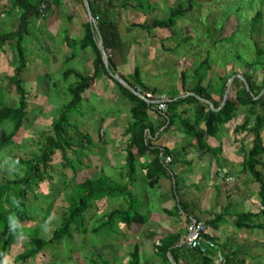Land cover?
<instances>
[{
	"label": "rangeland",
	"instance_id": "1",
	"mask_svg": "<svg viewBox=\"0 0 264 264\" xmlns=\"http://www.w3.org/2000/svg\"><path fill=\"white\" fill-rule=\"evenodd\" d=\"M13 1L1 0L0 33L10 32L18 26L21 12H10ZM128 1H114L119 13L118 25L120 24V31L126 39L121 52L125 56L126 53L130 55L131 67L141 69L145 83L146 79L156 80L166 90L162 93L169 96L173 97L172 94L179 91L184 94L196 86L194 71L206 57L210 58V67L205 68L202 73L205 72L206 79L213 80L214 88L220 75L236 73V77L241 78L245 71L250 70L247 66L257 61L253 42H258L264 48V0H195L192 11L181 17L172 30L155 29L151 32L134 25L151 24L156 19L166 18L178 4L188 6L189 0H152L151 3L157 5V10L149 16H144L131 7L123 8L122 5ZM258 13H262V17L255 24L254 19ZM51 14L47 20H34L26 39L28 71L26 70L24 78L29 93V113L14 145L0 155V181L14 180L17 176L24 175L26 167L19 160H30L41 154L46 136L52 133L53 121L71 100L70 88L78 81L74 75L64 79V72L77 68L86 75L93 70L92 50L82 51L80 46L70 49L65 46L64 35H61L65 25L69 26V34L76 36L80 32L83 23L89 20L86 8L81 4L64 2L62 6L54 7ZM230 39L234 41H229ZM66 57H71L73 63H66ZM17 64L18 56L14 45L0 48V108L2 105H18L19 96L8 91L10 77ZM183 72L188 76L186 88L181 82ZM254 74L257 82L263 84L264 71L261 67H257ZM113 76H119V73H114ZM106 80L108 90L98 93L95 90L90 97L85 95L80 111L70 115L71 123L78 125L80 131L89 134L93 141L92 145H85L83 156L78 155L81 162L69 151L68 161L72 166H68L61 151H55L47 178L42 182L38 181L28 190L26 202L30 208L31 220L25 222V227L36 230L40 238H52L69 208V195L78 183L84 181L85 175L92 179L107 176L111 183L120 185L128 182L123 171L126 165L123 153L128 144L124 133L133 120V103L121 95L112 80L108 77ZM204 84H207V80ZM229 95L234 97L235 92L230 89ZM246 110L241 109L238 115L240 119ZM150 115L154 116L151 112ZM228 126L226 134L233 123ZM10 129L9 125L0 127V136ZM71 134L74 137L73 144L77 146L80 138L74 131ZM179 134L169 132V139L178 140L176 144L182 149L184 156L197 150L195 141L188 137L185 140L179 139ZM207 139L213 144V139ZM218 178L229 179L222 172L218 173ZM230 179L226 181L234 182ZM172 183L174 184L173 181ZM146 184H142V197L148 188H153ZM130 186L133 187V184L130 183ZM123 206L125 204L120 198L95 202L86 215L87 234L75 231L72 241L57 242L37 258L24 263H17L16 258L28 249L30 238H20L7 256L8 264H103L104 261L109 264H130L131 254L135 252L140 255L141 264H164L156 252L155 241L159 238L144 239L136 236L119 222L115 223L112 231L105 229L99 233L93 232L101 224L103 215ZM255 238L259 245L250 247V251L243 254L247 258L246 264H264V235L260 233ZM164 239L166 237L160 238L161 241ZM243 241L245 238H242ZM240 249H243L242 246ZM183 264H202V261L193 260Z\"/></svg>",
	"mask_w": 264,
	"mask_h": 264
},
{
	"label": "trees",
	"instance_id": "2",
	"mask_svg": "<svg viewBox=\"0 0 264 264\" xmlns=\"http://www.w3.org/2000/svg\"><path fill=\"white\" fill-rule=\"evenodd\" d=\"M114 1L117 0H89L94 22L87 20L83 23V36L80 40H71L68 33H66L65 41L70 47L80 46L82 50L90 49L93 51V70L86 75L73 69L64 72V79L74 75L78 81L70 88L71 100L63 107L59 117L53 121L52 133L46 136V144L42 148L41 154L30 160H19L26 167L24 175L17 176L14 180L0 181V261L7 258L12 246L20 239L17 234H12L8 230V217L10 215L17 216L21 221L22 229L18 231L22 232V237L28 236L30 238L27 243L28 249L16 258L17 263H24L37 258L46 248L57 242L72 241L75 231L87 234L86 215L95 202H101L107 198H120L125 206L103 215L102 222L93 230L94 233H99L105 229L112 231L116 222L125 225L128 229H131L135 223L145 222L147 216L138 210L139 198L129 189L130 183L133 182V178L138 173L137 154L140 157L147 154L153 156L152 162L144 166L147 170L146 179L150 187H154L163 177H173L170 165L176 161L174 153L167 148L154 147L151 143L152 140L148 139V131L153 137L158 131L150 122V112L154 114L155 106L139 98L113 77V74L118 71L113 55L121 52L123 47V40L118 28L119 13L116 10ZM151 1L129 0L122 7L125 9L131 7L144 16H149L157 10V5L152 4ZM194 1L189 0L188 6L182 3L178 4L166 18L156 19L151 24H135L134 27L148 32L155 29L172 30L181 17H185L192 11ZM64 2L81 4L85 7L84 0H14L10 7V12L15 10L21 12L19 23L16 29L0 33V48L6 45H14L16 48L18 64L13 76L10 77L8 91L15 92L19 96V102L16 107L2 105L0 108V127L5 125L11 127L10 131H5L0 136V155L14 145L15 139L25 126V120L29 113V93L25 87L26 80L24 76L28 65V50L25 45L30 26L34 20H47L53 12V8L62 6ZM261 17L262 13H258L254 23L256 24ZM100 41L103 42L106 49L110 70L107 69L100 52L98 46ZM229 41L234 40L230 39ZM253 46L257 61L249 64L247 68L250 70L242 74L250 90H248L244 80L236 77L231 87V91L235 92V96L229 95L223 105L228 83L232 77L238 74L220 75L219 82L212 88L213 80L206 79L205 72L202 73L205 68L210 67V58L206 57L194 71L197 77L196 86L190 88L184 94L179 91L176 94L173 93V97L170 96L171 101L168 103L163 125L165 131L174 130L184 133L196 142L199 149L213 151L205 143V137L219 135L221 128L230 123L238 115L241 108H249L244 123L237 130L248 132L252 138L251 149L245 159L243 168L245 173L252 177L253 182L259 189V195L264 205V173L259 169V167L264 168V139L262 136L264 129V82L259 84L254 74L257 67H261L264 71V48L260 47L256 41L253 42ZM69 60L67 59V61ZM103 75L112 80L121 95L133 103L131 109L133 120L128 124L124 133L125 136L129 137L126 148V174H124L128 182L120 185L111 183L107 176L92 179L90 176L85 175L84 181L78 183L76 189L69 195V208L59 227L53 232L52 238L50 240L40 238L36 230L25 227V222L31 220L30 208L26 202L28 190L38 181L42 182L47 178L46 175L48 176L51 169L50 163L55 151H61L65 164L72 166L68 161V152L71 151L77 160L81 162L78 155L82 154L83 156V152L86 150L85 145L93 144L89 134L81 132L78 125L71 123L70 115L80 111L79 108L84 101V93L93 89ZM119 76L126 80L132 89L141 93H144L147 89L141 76V69L138 67L129 77L121 74ZM206 80L207 84L205 85ZM181 82L183 87L186 88L188 76L185 72L181 74ZM188 93L189 95L184 97ZM207 102H210L211 105ZM259 110H261V113H259ZM71 131H74L75 135L80 138L77 141V146L73 144L74 137ZM166 156L172 158V162L168 166L163 163V157ZM15 201H19V204ZM259 217L256 214H239L236 217V226L238 229H264L263 225L255 222ZM221 219L222 217L218 216L206 223L207 236L216 242L217 240L209 231L217 229ZM179 243V236H167L157 246L158 256L164 264H181L183 256L187 257L179 247ZM219 247L221 246L219 245ZM190 255L192 258L202 261V264H214L213 259L209 256L195 253ZM103 264H109V262L104 261ZM130 264H141L138 252L131 254ZM226 264H229L228 256H226Z\"/></svg>",
	"mask_w": 264,
	"mask_h": 264
},
{
	"label": "crops",
	"instance_id": "3",
	"mask_svg": "<svg viewBox=\"0 0 264 264\" xmlns=\"http://www.w3.org/2000/svg\"><path fill=\"white\" fill-rule=\"evenodd\" d=\"M118 28L123 43L125 44L126 39L120 31V24L118 25ZM82 31L83 27L77 35L81 34L83 36ZM66 33H68L71 40H80L82 36L77 37L76 34V36L69 34V26L65 25L63 27L61 35H64L65 46L73 50L77 49L78 46L73 48L67 44L65 41ZM129 56L128 53H126V56L125 54H122V52L114 53V61L118 70L117 73L126 77L131 76L135 70L131 67L132 64L130 63ZM67 59L70 60L67 61ZM65 62H72V58L66 57ZM73 70L82 73L77 68H73ZM106 79L107 76L103 75L93 90L91 89L84 93L83 98L85 99V95L90 97L96 92L95 90H97L98 93L99 91L102 92L107 89L109 86L106 84L108 83ZM146 81V90L148 92L154 90L158 94H165L162 92L166 90L156 80L146 79ZM100 85L101 88L98 89ZM167 96L170 98L169 95ZM244 108L247 110L245 111L243 118L240 119L238 116L241 108L238 115L230 122L231 124L233 123V126L230 128L231 130L229 129V133L226 134V127L228 124L230 125V123L223 126V129L221 128L218 137H205V143L212 148L213 151L199 149L197 147V150H192V153L186 156H184L182 149L178 148V145L176 144L178 140L176 138L175 140L172 138L169 139V137H171L169 132L172 133L174 130L165 131V126L163 125L164 116L154 108V116L150 115V122L156 130L158 129V131L155 137H153L148 131V139L152 140L151 143L154 147L163 149L167 148L174 153L176 161L170 165L173 177L161 178L152 189L148 188L147 193L142 197V184L148 183L146 179L147 170L144 166H147L152 162L153 156L147 154L140 157L137 154L138 173L133 178V187L130 186L129 189L138 196V210L143 215L147 216V220L143 223L133 224L128 231H131L132 234L134 233L136 236L139 235L144 239L152 237L159 238L155 241L156 246L161 244V237L167 236H179L181 243L191 217L201 220L206 224L210 220H214L216 217L221 216L222 219L218 228L209 231L217 240L218 245L221 246L220 252L225 258L226 256L229 257V264L247 263V258L243 254L248 253L251 249L250 247L254 248L259 245V241L255 237L260 235V233L264 235V229H238L236 226V217L239 214H256L260 217L256 219L255 222L264 226V205L262 204V199L259 195V189L253 182L252 177L250 175L247 176L243 172V164L252 145V138L249 133L244 130H237V128L244 123L246 114L248 113L249 108L243 107V109ZM259 113H261V110H259ZM203 128L204 126L202 129ZM177 133H180L178 135L179 139H187V136L184 133ZM262 136L264 139V129ZM125 137L128 141L129 137ZM207 138L213 139V144H210ZM125 148H127V146ZM123 154L126 160V149ZM259 169L264 173V168L259 167ZM123 171H125L126 174V168H124ZM219 172L224 173L227 178H232L234 182L220 180L218 178ZM242 238H245V241L242 242ZM252 238L254 240L251 241ZM241 246L243 249H240ZM156 252H158L157 249ZM185 254L187 257L183 256L181 264L193 260L199 261L197 258H192L189 253Z\"/></svg>",
	"mask_w": 264,
	"mask_h": 264
},
{
	"label": "built area",
	"instance_id": "4",
	"mask_svg": "<svg viewBox=\"0 0 264 264\" xmlns=\"http://www.w3.org/2000/svg\"><path fill=\"white\" fill-rule=\"evenodd\" d=\"M143 94L148 103L155 106L157 112L166 116L168 103L171 101L167 95L148 91ZM171 162L172 158L170 156L163 157L164 165L168 166ZM229 180L231 179L229 178L227 181ZM179 247L185 253H195L202 256H209L213 259L214 264H226V258L220 252L218 243L207 236V227L205 222L194 217L189 219L185 236L183 237Z\"/></svg>",
	"mask_w": 264,
	"mask_h": 264
},
{
	"label": "water",
	"instance_id": "5",
	"mask_svg": "<svg viewBox=\"0 0 264 264\" xmlns=\"http://www.w3.org/2000/svg\"><path fill=\"white\" fill-rule=\"evenodd\" d=\"M84 3H85V8H86V11H87V14H88L89 20L92 21V22H94V17H93L92 11H91V7H90L89 0H84ZM98 46H99L100 52H101V54H102V57H103L104 63H105V65H106L107 69L110 70V68H109V58H108V55H107L106 49H105V47H104V45H103V42L100 41ZM113 77H114L119 83H121L123 86H125V87L128 88V89H130V90H131L135 95H137L139 98H141V99H143L144 101L148 102V101L146 100V98H145V96H144L143 93H141L140 91H137V90H135V89H132L131 86L127 83V81L124 80L122 77H120V76H113ZM235 78H236V76L232 77V78L230 79L229 83H228V88H227V91H226L225 96H224L223 105L225 104L226 100H227L228 97H229L230 89H231V87H232V84H233V81H234ZM241 79L245 81V79H243V77H241ZM245 84H246L248 90H250V89H249V85H248V83H247L246 81H245ZM186 96H188V95H186ZM186 96H184V97H186ZM207 103L211 105L210 102H207ZM212 107H213V106H212Z\"/></svg>",
	"mask_w": 264,
	"mask_h": 264
},
{
	"label": "clouds",
	"instance_id": "6",
	"mask_svg": "<svg viewBox=\"0 0 264 264\" xmlns=\"http://www.w3.org/2000/svg\"><path fill=\"white\" fill-rule=\"evenodd\" d=\"M17 204H19V201H15ZM22 229V223L19 220V218L15 215H10L8 217V230L12 234H17L18 238H22V232H19L18 230ZM0 264H8L7 258L0 261Z\"/></svg>",
	"mask_w": 264,
	"mask_h": 264
}]
</instances>
